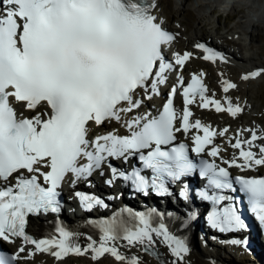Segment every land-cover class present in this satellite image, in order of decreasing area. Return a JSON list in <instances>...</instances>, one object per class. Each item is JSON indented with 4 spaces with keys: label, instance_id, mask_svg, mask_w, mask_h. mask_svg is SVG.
<instances>
[{
    "label": "snow or ice",
    "instance_id": "snow-or-ice-1",
    "mask_svg": "<svg viewBox=\"0 0 264 264\" xmlns=\"http://www.w3.org/2000/svg\"><path fill=\"white\" fill-rule=\"evenodd\" d=\"M157 6V0H0V241L16 246L10 256L0 253V264H35L38 255L55 264L70 256L87 257L92 264L106 259L113 264H188L187 238L176 234L156 209L124 208L108 219L89 221L99 236L89 235L83 246L81 234L60 221L43 238L26 231L30 217L61 212L65 183L92 187L91 178L104 177L106 169L108 187L122 181L145 197L185 202L190 195L184 181L198 170L207 184L195 195L211 205L208 226L221 234L246 230L228 194L236 191L230 170L264 168V131L244 129L230 137L229 128L216 130L190 120L194 104L233 118L243 112L230 100L222 104L214 94L210 97L203 72L192 75L186 86L177 72L162 108L155 114L141 111L144 101L161 95L169 74L193 58L188 51L173 53L171 61L164 55L174 36L157 22ZM195 47L204 61L227 63L206 44ZM258 77H264V70L241 79ZM222 84L224 93L236 87L227 80ZM177 96L182 111L174 106ZM17 106L33 113L31 118L19 117ZM105 126L117 130L93 135ZM193 129L197 134L191 136V149L176 143L177 133L188 135ZM217 138L226 142L224 147ZM229 148L234 151L225 157ZM190 152L201 157L198 164ZM134 159L140 167H132ZM113 162L131 170H120ZM235 183L264 227V177L237 175ZM173 184L178 192L170 190ZM74 195L85 212L109 207L96 195ZM191 219L180 220L177 230ZM132 250L136 254H126Z\"/></svg>",
    "mask_w": 264,
    "mask_h": 264
},
{
    "label": "bare ground",
    "instance_id": "bare-ground-1",
    "mask_svg": "<svg viewBox=\"0 0 264 264\" xmlns=\"http://www.w3.org/2000/svg\"><path fill=\"white\" fill-rule=\"evenodd\" d=\"M157 5L158 6L154 14L157 16V22H161L163 26L167 20V16H165L162 8L165 3L162 0H157ZM193 7L196 12V16L190 30L186 31L185 26L181 29L176 26L177 24H175V26L171 28V32L173 35H178V38L164 48V55L169 61L173 59V53H177L178 49H186L188 52L193 54V58L186 63L184 69H177V71L169 74L167 86L161 88V95L153 97L152 100L144 101L145 106L142 107L141 111H153L155 109L156 104L161 100V97H163L164 94L174 85L176 79L174 78L175 73L181 72L182 74H188L189 71L194 70L192 62H199V56L201 55L200 50L196 49L195 45L200 43V39H204L216 50L219 49L220 53L222 55L224 54L227 58V63L217 61L215 63H211V70L207 68L200 70L204 73L208 95L213 96L214 94V97L219 98L222 103L225 100H230L234 105L241 106L243 112L237 118L219 113L216 114V117L206 120L204 119V116L207 111H199L194 106L193 116L190 120L193 122L195 120H200L203 125L216 130H222L226 126L230 125V131L228 133L230 137L234 136L238 131L244 129L264 131V124L253 123L248 125L243 121V115L246 112L250 113L254 109V104L252 103V100H250L251 95L247 97L248 89L246 88L256 83V81L262 77L248 81L240 80L243 75L251 71L260 70L261 68L264 69V62L258 61L261 65L259 68L258 65H253L256 60L253 56H251V54L248 55L246 59H238L234 51L230 52V48L225 47L224 44L221 43V38L226 37V35H228L227 32L224 31L223 33L217 29L209 30L206 33L202 31L204 22H211L214 17L217 18V16H214L215 8L226 12H234L237 7H240L243 10L241 12V18L239 23L235 26V29L237 30L232 32V35L235 37L229 41V44L237 47V51L244 52L246 51L247 46L241 42L237 43V39H239L238 36H244L247 40H250L254 37V33L261 28L262 25L264 26V0H197ZM224 80H227L228 82L233 81L236 87L234 89H230L228 93H222V81ZM18 109V113L22 114V116H29L31 118L33 115V113L25 111L21 107ZM43 110L44 109H41V111ZM107 130L117 129L115 126L111 129L108 128V126H105L104 128L99 129L96 134H102ZM191 132H196V130L193 129ZM243 135L247 136L248 133L244 132ZM182 139H184V137H182ZM216 143L221 147H224L226 142L222 138H217ZM233 151V149L229 148L223 153V155L225 157H231ZM258 170H253L252 173L254 174ZM103 193L105 195L107 194L105 190ZM147 205L151 207V205ZM153 206L158 212L162 213L166 217V223H169V226L175 233H184L186 229L191 233L190 236H185L190 247V255L187 258L188 264H237V262L238 264H264V249L261 245H258V243L260 244V241L255 240L254 232L249 234L248 232L242 231L237 234L221 235L208 227L206 216H203V208L200 207V205H190V203L185 201L177 202L175 198L170 199V202L168 203L158 201L157 204ZM138 208L142 209L141 207ZM199 214L202 215L203 220L202 218L200 219ZM189 215H191L192 219L186 224H181L177 230V223L180 220L186 219ZM34 221L35 219L32 220L31 227H33L37 222ZM77 225H79V227L86 232L85 235H81V239L84 240L82 246L87 243L86 238L89 235L98 239L99 234L85 230L83 225ZM231 239H238L242 241L246 240L247 244L234 246L228 243ZM131 253L136 254V251L132 250ZM145 259L148 258L145 257ZM74 261L77 262V264H92V261L87 257L78 258L75 256H73V258H67L62 262V264H73ZM35 264H55V262L47 256L38 255L35 258ZM103 264H113V262L110 259H106ZM149 264H155V262L150 260Z\"/></svg>",
    "mask_w": 264,
    "mask_h": 264
},
{
    "label": "rangeland",
    "instance_id": "rangeland-1",
    "mask_svg": "<svg viewBox=\"0 0 264 264\" xmlns=\"http://www.w3.org/2000/svg\"><path fill=\"white\" fill-rule=\"evenodd\" d=\"M165 5L163 8L165 16H167V20L165 22L166 27L168 29L175 26L180 27L181 29L186 27V31L190 30V27L194 23L196 12L194 10L193 5L196 3L197 0H162ZM243 10L240 7H237L234 12H226L222 11L221 9L215 8L214 10V17L213 21L211 22H204L202 31L206 33L209 30H215L221 31L224 33L227 32L228 35L226 37L221 38V43L224 44L225 47L230 48L229 51H234L236 57L238 59H246L248 55L251 54V56L254 57L256 60L253 65L261 66L258 61L264 62V26L262 24V27L259 28L255 33L254 37L252 39L247 40L244 36H238L239 39H237V43L241 42L246 47V51H237V47L233 46L232 44H229V41L235 37L232 35L233 31H236L235 26L237 23H239V20L241 18V12ZM203 35V34H202ZM175 39L178 38V35H174ZM227 39V40H226ZM235 39V38H234ZM203 41H206L204 39H200V43ZM228 41V42H227ZM243 41V42H242ZM248 53V54H247ZM194 65V70L198 71L203 68H207L211 70V63L208 62H192ZM260 68V67H259ZM264 70V69H260ZM214 73V72H213ZM212 73V74H213ZM241 80V79H240ZM248 89V96L251 95L250 100H252V103L254 104V109L249 113H245L243 121L247 123L248 125L253 123H260L264 124V77L261 79H258L256 83L250 85L247 87ZM207 113L204 116V119H208ZM217 115L213 116L216 117ZM231 123V122H230ZM264 171V170H263ZM198 239V237H197ZM73 264H77V262H73ZM238 264V262H237Z\"/></svg>",
    "mask_w": 264,
    "mask_h": 264
}]
</instances>
